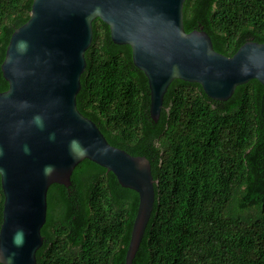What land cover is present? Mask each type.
Segmentation results:
<instances>
[{
    "label": "trees",
    "instance_id": "16d2710c",
    "mask_svg": "<svg viewBox=\"0 0 264 264\" xmlns=\"http://www.w3.org/2000/svg\"><path fill=\"white\" fill-rule=\"evenodd\" d=\"M31 3L0 0V65ZM182 9L184 30L202 27L224 55L264 42V0H184ZM84 56L78 110L109 144L151 166L154 202L132 263L264 264V86L250 79L215 100L175 78L155 122L130 46L114 43L98 17ZM7 86L0 69V91ZM70 182L47 189L36 264H124L138 194L88 159ZM2 206L0 186V223Z\"/></svg>",
    "mask_w": 264,
    "mask_h": 264
},
{
    "label": "water",
    "instance_id": "95a60500",
    "mask_svg": "<svg viewBox=\"0 0 264 264\" xmlns=\"http://www.w3.org/2000/svg\"><path fill=\"white\" fill-rule=\"evenodd\" d=\"M184 0H32L28 19L10 34L0 65V263L36 264L43 242L47 189L70 185L88 159L138 194L124 264L141 241L154 202L149 160L107 142L76 106L92 21L100 18L116 44H128L146 76L149 114L157 121L164 92L177 78L226 100L250 79L264 86V42L246 41L230 55L212 46L202 27L185 31Z\"/></svg>",
    "mask_w": 264,
    "mask_h": 264
}]
</instances>
